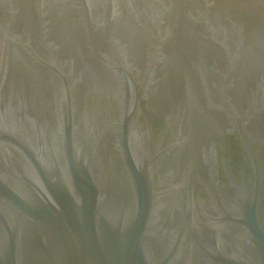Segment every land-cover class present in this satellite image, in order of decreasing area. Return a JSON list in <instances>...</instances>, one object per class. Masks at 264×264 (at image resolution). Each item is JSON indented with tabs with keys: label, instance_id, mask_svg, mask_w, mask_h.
Here are the masks:
<instances>
[{
	"label": "water",
	"instance_id": "obj_1",
	"mask_svg": "<svg viewBox=\"0 0 264 264\" xmlns=\"http://www.w3.org/2000/svg\"><path fill=\"white\" fill-rule=\"evenodd\" d=\"M0 264H264V0H0Z\"/></svg>",
	"mask_w": 264,
	"mask_h": 264
}]
</instances>
